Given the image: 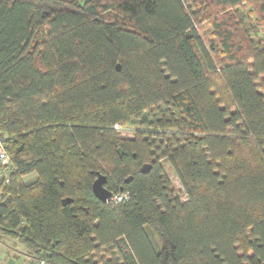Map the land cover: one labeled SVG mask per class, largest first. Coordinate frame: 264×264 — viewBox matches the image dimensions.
<instances>
[{
	"label": "trees",
	"instance_id": "obj_1",
	"mask_svg": "<svg viewBox=\"0 0 264 264\" xmlns=\"http://www.w3.org/2000/svg\"><path fill=\"white\" fill-rule=\"evenodd\" d=\"M246 1L264 17V0H0V234L39 264H264ZM98 172L128 199L95 198Z\"/></svg>",
	"mask_w": 264,
	"mask_h": 264
},
{
	"label": "rangeland",
	"instance_id": "obj_2",
	"mask_svg": "<svg viewBox=\"0 0 264 264\" xmlns=\"http://www.w3.org/2000/svg\"><path fill=\"white\" fill-rule=\"evenodd\" d=\"M236 14L240 16L242 21H245L246 26H244V29L246 31H248V29H252L253 31L256 30L255 40L256 41L261 40V43L264 44V17H262V15L257 11V4L246 1L244 2L243 5L237 8ZM241 30L244 31L243 29ZM246 31H244L245 34H248V32ZM129 128L127 129L128 130L127 132L126 131L121 132L120 136L127 137V138L131 137L133 132ZM163 166H164V172L168 176L174 188L176 190H181V185L179 181L177 180L174 171L171 169V167L166 162H163ZM34 176H35L34 174H30L26 176L24 179L28 181V180H31ZM181 197L184 198L183 195ZM5 238H8V237L2 236L0 234V240H5ZM8 239H11V238H8Z\"/></svg>",
	"mask_w": 264,
	"mask_h": 264
},
{
	"label": "crops",
	"instance_id": "obj_3",
	"mask_svg": "<svg viewBox=\"0 0 264 264\" xmlns=\"http://www.w3.org/2000/svg\"><path fill=\"white\" fill-rule=\"evenodd\" d=\"M0 247V264H39L27 253L23 245L14 240H0Z\"/></svg>",
	"mask_w": 264,
	"mask_h": 264
},
{
	"label": "water",
	"instance_id": "obj_4",
	"mask_svg": "<svg viewBox=\"0 0 264 264\" xmlns=\"http://www.w3.org/2000/svg\"><path fill=\"white\" fill-rule=\"evenodd\" d=\"M116 68L118 69V66ZM117 152L119 155L122 154L120 149H117ZM148 169H149L148 164H143L140 167V171L142 173H145L146 171H148ZM128 180H129V177L128 179H126V182ZM106 182H107V177L104 174L98 172L96 173V178L93 180L91 184V190H92L94 197L97 198L102 203L108 202L110 198L112 197L111 192L105 186ZM68 201H70V199Z\"/></svg>",
	"mask_w": 264,
	"mask_h": 264
},
{
	"label": "built area",
	"instance_id": "obj_5",
	"mask_svg": "<svg viewBox=\"0 0 264 264\" xmlns=\"http://www.w3.org/2000/svg\"><path fill=\"white\" fill-rule=\"evenodd\" d=\"M115 127L117 128V126ZM3 142H4V138H3V135L0 133V179L6 177L8 172L11 171L10 165H9V157L6 153ZM127 199H128V193L121 192L120 194L112 196L110 200L106 202L105 204L121 203ZM40 264H42V262H40Z\"/></svg>",
	"mask_w": 264,
	"mask_h": 264
},
{
	"label": "flooded vegetation",
	"instance_id": "obj_6",
	"mask_svg": "<svg viewBox=\"0 0 264 264\" xmlns=\"http://www.w3.org/2000/svg\"><path fill=\"white\" fill-rule=\"evenodd\" d=\"M121 155H122V154H121ZM121 155H120V156H121ZM129 179H130V178H129ZM105 186H106V185H105Z\"/></svg>",
	"mask_w": 264,
	"mask_h": 264
}]
</instances>
